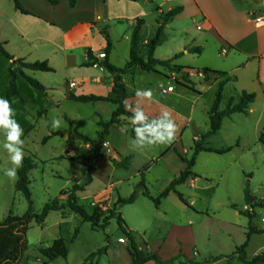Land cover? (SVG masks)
<instances>
[{
    "label": "rangeland",
    "instance_id": "374dc122",
    "mask_svg": "<svg viewBox=\"0 0 264 264\" xmlns=\"http://www.w3.org/2000/svg\"><path fill=\"white\" fill-rule=\"evenodd\" d=\"M150 12V17L147 18L144 29V35L146 36H150L155 28L156 13L154 5H151ZM18 16L21 15H18L12 0H0V43L9 54L25 57L26 61L32 62L39 57H43L44 54L23 44L21 37L17 35L18 31L24 28L33 29V26L29 23L30 17L25 16V19L20 21L18 18H24V16ZM177 25L179 26V24ZM177 25L173 24L171 28L165 29V41L156 49L155 56H158V58H171L174 53L182 52V50H175L178 49L179 40H181V37H178V33H175L173 29ZM181 25L188 33L187 39L193 36L196 43L193 42L192 45L199 46L201 51L198 54L190 53L185 59L179 58L176 62L181 65H191L189 67L194 72L201 71L204 66L208 65L213 72L224 71L229 73L230 58H228V50L223 47L219 50L216 43L211 38L206 37L203 32L196 31L190 21L182 22ZM36 29L37 26L34 27L35 31ZM184 39L186 41V37L182 38V40ZM5 41L8 45L4 44ZM223 49L226 50L225 55H222ZM52 61L57 70L54 73L25 69L23 72L28 77L41 81L46 85H51L54 87L52 90H55L52 92L55 93H49L47 97H44L40 91L31 87L25 79L17 76L15 83L20 96L19 98H12L13 119L22 129L20 139L23 141V158L31 157L34 162V168L29 173L31 210L33 213L38 214L47 203L59 199L62 191L67 192L71 189L75 182L81 185L86 184L88 160L92 157L93 150L90 147L92 152L87 151L85 144L74 137L76 130L95 141L98 146L97 152L101 151L102 158L98 160L97 168L92 173L93 182L87 184L83 191L76 193L78 205L90 211L92 209L90 204L96 199L97 194H102L100 198H105L104 192L109 189L110 182H114L116 179L121 180L119 185L113 184L111 187V198L113 199L118 193L122 196L131 188L141 187V184H137L140 177L137 180L131 178L128 182V180H122V173L111 176L113 172L112 160L105 154L104 140L101 143L97 142V133L99 132L97 123L99 120L108 118L114 106L105 102L77 103L65 100L61 86L67 79H70V76L62 70V62H59L56 57ZM10 64L11 62L0 56V98L3 99H5L9 88L10 77L8 71ZM142 77L159 82L157 85H161L162 89L165 87L164 79L155 74L141 73L138 77H134V83H136V80L141 81ZM125 80L129 85L132 84L130 82L131 76L127 75ZM196 86L199 85L196 83ZM232 86L233 82H230L225 92L228 93ZM214 89L215 87L201 97L189 93L192 97H197L198 100L192 107L191 103L186 104L187 110L191 109L193 122L185 129L182 136L184 147H187L186 145L192 146L191 139L197 130L208 131V117L205 114V109L212 102ZM51 95L53 96L52 99ZM263 107V99H258L252 106L254 109L252 114L244 116L236 113L230 118L224 119L221 129L207 140V146L217 149L231 147L230 152L224 154L203 152L197 157L194 170L198 171L197 173L202 177V182L206 181L205 177L208 178L205 175L212 176V180L208 181H211L214 185L215 192L211 194V191H201L193 196L194 188H191L190 185L184 188L187 202L190 199L195 200L196 207L207 211V214L206 212L205 214H197L191 209L187 211L186 218L190 221L189 227L194 233L196 250L200 254V257L194 260L195 264H243L238 257L235 259H232V257L235 256L236 248L240 247L243 241H248L246 235H249L250 240L248 248L244 249L245 258L249 257L260 245H264V206L258 205L264 201V144L258 142V136L264 128V114L258 122ZM43 110L44 112L40 114ZM54 120L60 121L59 129L52 127ZM48 126L53 131L58 132L59 135L51 136ZM48 136L50 137L47 141L43 142L44 138ZM237 138L240 140L239 146H236ZM134 139L131 130L126 129L122 133H112L108 140L111 145L116 144L115 148L121 155L134 153L133 151L140 155L144 154V157L136 156L133 169L139 170L143 165L152 168L148 178L150 185L148 190L155 193L161 185L160 180L157 181V177L167 175L166 168L174 167L176 159L172 154H168L163 166H154L153 161L160 157L159 155H161L164 147L169 143L146 145L144 148H140L134 145ZM199 140L200 138L197 139V142ZM6 143H9L6 138V131L3 127H0V222L8 214L22 216L29 207L28 200L15 189L16 179L13 181L4 174L5 170L13 166L11 155L5 147ZM204 145L206 146L205 143ZM192 147L191 149L188 148L189 155L194 149ZM221 172L222 175L220 176ZM218 177L222 179L219 186L216 187ZM245 189H248L254 198L255 206H251L245 201ZM142 200L144 201L139 202L134 207L137 208L136 212H132V208L127 205L124 214L131 215L133 218L141 215L142 217L146 216L149 220V223L145 225L147 229L143 231L138 228V231H140L138 233L140 236L147 237L149 243H155L166 237L169 232L168 225L160 219L164 218L165 213L169 214L170 211H174L171 200H175V197H172L168 204L161 200V205L158 208L151 201ZM244 206L254 210L251 219L244 213L239 216L235 215V211H243ZM99 208L104 213L108 211V209ZM153 214L157 217L156 219H153ZM236 220L245 223L244 235L238 227V230H226L231 228L230 226H240ZM249 224L254 228H260L262 231L250 233ZM76 229L78 233L73 240ZM58 238L66 240L68 253L65 259L58 258L52 264H83L91 253L102 251L105 246L106 250L96 256L93 260L94 263L92 262L93 264L128 263L126 253L128 243L124 245L119 243V238H123L126 242L127 240L118 228L116 219L110 220L105 229L93 231L88 223L81 222L75 213L65 209L63 212L50 211L41 225L33 222L29 225L26 232L28 246L20 264H43L44 259L39 253V248L49 246L53 240ZM150 247L152 248V246ZM150 247L148 246L149 252L151 251ZM150 264H180V260H171L167 263H154L151 261Z\"/></svg>",
    "mask_w": 264,
    "mask_h": 264
},
{
    "label": "crops",
    "instance_id": "0c3cea01",
    "mask_svg": "<svg viewBox=\"0 0 264 264\" xmlns=\"http://www.w3.org/2000/svg\"><path fill=\"white\" fill-rule=\"evenodd\" d=\"M55 1L57 2L56 5H52L46 0H19L21 6L32 15L22 14L15 9L18 12V15H21L22 17L24 16V18H18L20 21L21 19H25V16L30 17L31 20L29 23L33 26V29L23 27L24 29H20L17 35L21 37V41L24 45H26L28 48H33L38 50L40 53H43V57H39L32 62H28L26 61L25 57L9 54L3 47L2 48L9 55H11L14 60L21 59L27 63L46 61L53 69V72L50 73L57 71L56 66L52 61L56 57L59 62H62V70L68 76H70V79H67L66 82L61 86V90H63V98L65 100H69V95H92L105 98L112 97L113 78L101 65L102 61L97 59V54L100 52H105V48L107 46V43L102 35L103 31L107 33L111 42V49L106 57L108 62L116 68H122L129 60L130 38L136 21H142L141 47H143L146 42L155 35L157 29V20L159 17L170 10L181 8L180 13L175 15L172 20L165 24L162 43L165 41V29L168 27L171 28V25L173 24H179V26L177 25L176 28L174 26L172 27H174L173 29L175 30V33H178L177 36L181 37V40H179L178 49L175 50H182V52L174 53L171 58H158V56H155L156 48L153 54V57L159 61L170 60L175 55L181 54L176 59H174L170 65L175 69L170 70L161 66H156L155 72L146 73L139 68H136L132 72L122 76V83L124 84L126 92L129 95V99H127L125 106V109L128 112L133 113V109L139 107L143 110L149 122L159 119L164 112L169 113V118L176 126L175 139L172 143L164 147L161 155H159L160 157L153 161V164L154 166H163L166 156L168 154H172V156L176 159L174 163L175 165L172 168H166L168 172L167 175H160L157 177V181L160 180L161 185L159 189L155 191V193L150 192L148 190V187L150 186L148 183V178L152 168L143 165L139 170L133 169L136 156L144 157V154L140 155L132 149H127L133 151L134 153L121 155V153H119V151L115 148L116 144L112 143L114 145H111L108 140L112 133H122L123 131H126V129L131 130L132 136L135 138V133L133 130L134 126L131 124L130 119L127 117H120L118 119L119 125L111 127L108 130V134L104 138V142L106 143L105 154H107L112 161L117 163L124 160L125 158H128L129 165L124 169L121 167H115L112 162L113 172L111 176L122 173V180L125 179L128 180V182L131 178L137 180V178L140 177V179L137 181V184H141V187L137 189L131 188L125 195L122 196L118 193L112 199L111 187L113 184L119 185V182L121 181L116 179L114 182L109 183V189L104 192L105 198H100L102 194H97L95 196L96 199H94L90 204L92 209L88 212H91L95 206H99L108 210L114 208L115 213L119 215L126 224L127 230L134 235L135 241L141 250L147 253L155 254L160 263H167L171 260L179 259L180 264H195L196 262L194 260L197 257H200V254L196 250V238L194 233L189 227L190 221H188L186 218L187 211L188 209H191V211L197 214H205V212L207 214V211L205 209L200 210L198 207H196L195 200L190 199V201L187 202L184 188L187 187V185H190L191 188H194L193 196L195 193H199L201 191H211L210 193L214 194V185L211 183V181H208L212 180V176L205 175L208 178L205 177L206 181L202 182V177L197 173L198 171L194 170L196 167L197 157L204 151L199 152L195 157V164L192 169V172L195 174V176L189 178L183 184L175 186L174 191L162 199L164 203L168 204L170 203V199L175 197V200H171V204L174 205V211H170L169 214L165 213L164 218H162V220L160 219V221L167 224L169 228V232L163 239H160L155 243H149L147 241V237L143 235L140 236L138 233L140 232L138 231V228L143 231L147 229V226L145 225L146 223H149L148 218L144 215V217L141 215L139 217L133 218L131 215L124 214V209L127 205L123 207H114V203L117 201L118 197L126 199L134 193L136 196L135 201L128 206L132 208V212H136L137 208L134 207H136L139 202L144 201L142 199H147L150 201L147 197H145L144 193H148L152 197H157L169 186L173 180L180 176L181 172L184 171L186 164L181 159H190L194 153V149L191 155H189L188 148L191 149L192 146L194 147L197 139L209 131V127L208 131L206 132L197 130L196 134L193 135L191 139L192 146L189 147L186 145L187 147H184L185 144L182 142V136L185 129L188 128L189 124L193 122L191 119V109L188 111L186 107L187 103H191L192 107V105L197 102V97L205 95L208 91L215 87L213 90L214 92L212 102L210 106L205 109V114L208 117V112L212 107L217 86L220 82H224V84L222 87L221 101L218 108L219 111L224 110L230 100H232L233 103L239 102L243 92L255 94V99L249 104L248 113L246 115L243 114L244 116H248L254 112L252 106L254 105L255 101L258 99H263L264 101V28L255 26L252 20L253 14L264 13V3L262 0H75L74 7H71L68 0ZM151 5H154V10L156 13L155 28L153 29V32L150 36H146L144 35V29L147 22L146 20L151 14ZM185 21H190L192 27H194L196 31L203 32L206 37L211 38L213 42L216 43V46L219 50L222 47L228 50L230 69L228 71L229 73L222 71L226 74L224 78L220 79L219 77L215 76V74L211 73L208 74V80H206L205 77L197 79L195 75L203 74L201 72L203 69H209L211 71L213 70L208 65H206L201 69V71L194 72L193 69L189 67L191 65H181L176 62L179 58L185 59V57L189 56L190 53H194L193 51H190L192 48L197 47L201 51L199 46L192 45L193 42L196 43V40L193 38V36L187 39L188 33L186 32V29L183 27V25H181V23ZM36 26L37 29L35 31L34 27ZM184 37H186V41L185 39L182 40ZM4 44L8 45L7 41H5ZM200 51H196L195 53L198 54ZM88 52H90L92 55V61L89 60ZM225 54L226 50L223 49L222 55ZM88 62H90L91 65L86 67L83 66L84 63ZM141 73L155 74L160 76L164 79L165 87L162 89L161 85H157L159 82L145 79V77H142L141 81L136 80V83H134V77H138V75ZM127 75L131 76L130 82L132 84L130 85L125 80ZM38 82L41 83L45 88L44 91H40L44 97H47L49 93H55L52 92L55 90H52L54 87L51 85H46L41 81ZM70 82L75 84L73 88H69L67 86ZM230 82H233V86L232 89H230V91L227 93L225 91L228 89ZM196 83L199 86H196ZM137 90H151L153 94L152 99L137 97ZM189 93L195 94L197 97L194 98ZM12 98L19 97L14 95ZM52 98L53 96L51 95V99ZM101 102L102 101L91 103ZM112 105L114 106V109H112L109 117L105 120L99 121L106 122L111 118L112 113L117 107L114 104ZM263 111L264 107L261 109L258 122L264 114ZM42 112H44V110L41 111L40 114ZM234 114H231L226 118H230ZM262 130H264V128ZM214 135H211L205 139L204 143L206 146L207 140ZM259 137L260 135L258 136V142ZM239 143L240 140L237 138L236 146H239ZM85 147L87 151L92 152L89 145H85ZM228 148L230 152L231 147ZM100 152V156L96 160L95 169L93 172H95L97 168L98 160L102 158ZM143 171L145 172L143 173ZM222 172L220 173V176L222 175ZM146 175L147 177L145 178ZM221 179V177L217 178L216 187L219 186ZM92 182L93 178L90 183ZM76 184L82 186L78 182H76ZM178 194L182 196L185 203L179 200ZM59 199H62L63 201L65 200L63 197H60ZM160 205L161 202L159 206ZM245 211H248L252 215L254 214L253 209H249L244 206L243 211L236 210L235 215L239 216ZM156 218L157 217L153 214V219ZM236 221L238 224H240V226H230L231 228L226 230H238L239 228L242 230L244 235L245 223L240 220ZM250 224L248 227L251 229L250 233H258L262 231L260 228H254ZM144 235L146 234L144 233ZM247 238L248 241L246 248H248V242L250 240L249 235H246V239ZM120 239L123 238H119V240ZM245 241L242 242V245ZM120 244L124 245L127 244V242L124 240V243ZM148 246H152V248L150 247V252L148 251ZM126 253L128 255L127 264H130L131 260L128 251ZM262 254L264 255V245H260L257 249H255V251H253V253H251L249 257H246L245 259L250 261L254 257ZM237 257L238 255L235 254L232 259ZM113 263L115 264V262ZM150 263L151 261H149L147 264Z\"/></svg>",
    "mask_w": 264,
    "mask_h": 264
},
{
    "label": "trees",
    "instance_id": "16d2710c",
    "mask_svg": "<svg viewBox=\"0 0 264 264\" xmlns=\"http://www.w3.org/2000/svg\"><path fill=\"white\" fill-rule=\"evenodd\" d=\"M14 8L22 14L32 15L30 12L25 10L19 0H12ZM52 5H56L57 2L55 0H46ZM71 7H74L75 0H68ZM181 8H175L170 10L159 17L157 20V29L155 35L146 42V44L141 47L142 36H141V27L142 21H136L135 26L133 27L131 38H130V53L129 60L122 68H116L111 65L107 58L104 59L101 65L105 68V70L112 76L113 78V88H112V97H96L92 95H82V96H73L69 95L68 99L77 103H91V102H109L116 105V110L112 113L111 118L106 121H99L97 125L100 130L97 133V142L101 143L105 136L108 134V130L111 127H115L119 125L118 119L120 117L130 118L133 113L128 112L125 109L126 101L129 99V95L126 92L125 86L122 83V76L132 72L134 69L139 68L143 72L151 73L155 72L156 66H161L167 69H175L170 65L174 59H176L179 55H175L172 59L166 61H159L153 57L155 49L162 43L163 41V30L165 24H167L170 20L174 18L175 15L180 13ZM102 35L107 43L105 48V56L110 52L111 42L106 32H102ZM190 51L194 53L199 52V48H192ZM143 55V56H142ZM0 56L4 57L6 60L11 61L9 68V88L6 92L5 99L9 101L10 108L12 107V97L18 96L19 93L16 89V77L20 75L25 79V81L34 89L38 91H44V86L39 83L37 80L28 77L25 75L23 70H31V71H40L50 73L53 72V69L48 65L46 61L42 62H33L27 63L21 59L14 60L11 55H9L6 51L3 50L0 44ZM89 60L92 61V55L88 52ZM91 65L90 62L84 63L83 66ZM179 70V69H178ZM206 80L209 79L208 74H215L219 78H224L226 76L223 72H213L209 69H203L201 71ZM224 82H220L217 86V91L215 93V99L208 112L209 119V131L200 136V140L194 145V153L192 157L188 160L182 158L181 160L186 164V168L183 172H181L180 176L173 180L169 186L160 193L157 197H152L148 193H144L145 197H147L155 207H158L160 201L167 197L169 193L174 191L175 186L183 184L189 178L194 177L195 174L192 172L193 166L195 164V157L201 151L204 152H213L216 154H224L229 152V148L227 149H212L208 146L204 145V141L211 135L216 134L222 125V121L224 118L229 117L234 113H241L246 115L248 113V106L255 99V94L253 93H245L243 92L240 98V101L237 103H233L232 100L229 101L226 108L222 111H219V104L221 101V93ZM13 118V117H12ZM48 130L51 136H58L59 133L53 131L49 126ZM50 136L44 138L43 142H46ZM74 137L85 145H89L93 152L92 157L88 160L87 165V182L85 185L79 186L78 184H73L71 189L67 192H61L60 197H63L65 200L62 202V199H56L50 203H47L41 210L40 213H33L31 210V202H30V191H29V173L34 168V162L31 157H24L22 160V166L17 169V179L15 184V189L19 191L29 203L28 210L22 216H14L12 214H8L1 222H0V264H20L22 262L23 254L27 249L28 243L26 240V232L29 229V225L33 222L37 225H41L44 223L48 213L50 211H60L63 212L65 209H69L71 212L75 213L83 223H88L90 225L91 230H103L105 229L110 220L116 219L118 228L125 236L128 246L127 251L130 257V264H147L149 261H153L155 263H160L157 256L155 254L147 253L141 250L135 241L134 235L127 230V226L122 220V218L115 213V209L108 210L104 213L99 207L93 208L91 212H88L84 207L78 205L76 193L83 191L84 187L92 181V173L95 169L96 160L99 158L100 154L97 152L98 146L95 141L90 138L78 133L76 130L74 132ZM259 142L264 144V130L261 132L259 137ZM115 167L127 168L129 165V159L125 158L120 162L112 161ZM179 200L185 203L184 199L180 194H178ZM245 201L251 206H255V200L251 196L248 189L244 191ZM135 194L133 193L126 199L117 198V201L114 203V207H120L124 205L132 204L135 201ZM258 205L264 206V201L260 202ZM250 219L252 218V214L248 211L242 212ZM78 230L76 229L74 232L73 240L76 238ZM247 246V240L243 245L236 248L235 254L238 255V259L244 264H261L264 263V255H258L254 257L252 260L247 261L245 259L244 249ZM106 250L105 248L101 251H97L95 253H91L83 264H91L96 256L100 255L101 252ZM40 255L44 258L43 264H50L56 261L58 258L65 259L67 257V244L66 240L63 238H58L54 240L49 246L39 248Z\"/></svg>",
    "mask_w": 264,
    "mask_h": 264
},
{
    "label": "clouds",
    "instance_id": "9594fccd",
    "mask_svg": "<svg viewBox=\"0 0 264 264\" xmlns=\"http://www.w3.org/2000/svg\"><path fill=\"white\" fill-rule=\"evenodd\" d=\"M258 26L264 25V18H258ZM137 97L152 99L151 90H137ZM13 110L9 106V101L0 98V127L6 131V138L9 143L5 144L11 155L12 167L5 170L4 174L11 180L17 179V169L22 166L23 160V141L20 139L22 129L19 124L13 119ZM134 126L135 133L134 145L144 148L146 145L151 146L158 143H172L175 139L176 126L169 118V113H162L159 119L148 121L143 110L139 107L133 109V115L129 118ZM54 129H59L60 121L52 122Z\"/></svg>",
    "mask_w": 264,
    "mask_h": 264
},
{
    "label": "built area",
    "instance_id": "2783aa9c",
    "mask_svg": "<svg viewBox=\"0 0 264 264\" xmlns=\"http://www.w3.org/2000/svg\"><path fill=\"white\" fill-rule=\"evenodd\" d=\"M258 18H264V13H257V14H253L252 15V20H253V23L255 24V26L259 27V28H264V25H261V26H258ZM225 53V52H224ZM97 59L98 60H101L103 61L104 59H106V56H105V52H100L97 54ZM195 77L197 79L199 78H204V75L203 74H196ZM75 86V84L73 82H70L68 84V87L69 88H73ZM103 146L106 147V143H103ZM93 206H95L94 204H92ZM102 208V207H101ZM104 209V208H102ZM120 243H124V240L123 239H120L119 240ZM261 264H264V263H261Z\"/></svg>",
    "mask_w": 264,
    "mask_h": 264
},
{
    "label": "water",
    "instance_id": "95a60500",
    "mask_svg": "<svg viewBox=\"0 0 264 264\" xmlns=\"http://www.w3.org/2000/svg\"><path fill=\"white\" fill-rule=\"evenodd\" d=\"M262 2L264 3V0H262Z\"/></svg>",
    "mask_w": 264,
    "mask_h": 264
}]
</instances>
